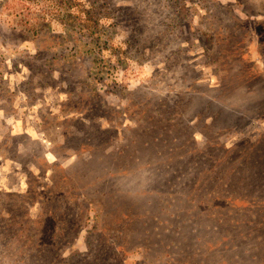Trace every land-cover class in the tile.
<instances>
[{"label": "rangeland", "instance_id": "374dc122", "mask_svg": "<svg viewBox=\"0 0 264 264\" xmlns=\"http://www.w3.org/2000/svg\"><path fill=\"white\" fill-rule=\"evenodd\" d=\"M141 123L165 134L158 161L171 157L172 168L161 179L192 180L177 191L187 238L156 216L175 190L155 192L165 206L152 216L134 196L145 186L121 197L119 212L105 208L98 173L64 177L94 146L114 162L128 138L144 137ZM255 181H264V0H0V228L16 256L51 236V264H75L98 231L104 262L264 264V187L242 189ZM68 188L77 190L62 218L45 199L53 191L67 202Z\"/></svg>", "mask_w": 264, "mask_h": 264}, {"label": "trees", "instance_id": "16d2710c", "mask_svg": "<svg viewBox=\"0 0 264 264\" xmlns=\"http://www.w3.org/2000/svg\"><path fill=\"white\" fill-rule=\"evenodd\" d=\"M137 125V124H136ZM143 123L137 125L136 128H138L136 130V132L139 134H143V136H141V141H138L137 138H135L132 140V138H128L129 142L127 143V145L120 151L119 149H115L118 151L117 157L114 160V162L111 159H108L106 156H109L107 153L103 152L101 150V148L99 147H93L91 148V151L89 153H87L86 157H78L74 163L72 165H74L73 168L72 166H69L68 168H65L64 170H62V172L65 174L64 177H67V172H70L71 170H75V171H81L82 170H87L90 174L95 175V173H98L94 176L93 180V185H96L95 187L98 189H101L102 192L99 193L100 197H102L104 199V203H105V208H106V201L110 202V205L112 206L113 204H116V207H114V210H118L120 212V210L124 209V205H121V201L123 199H121V197L123 196H129L133 193V191H140L142 190L140 187L141 186H145V188L148 191V194L146 195H134L136 196V200L139 201V206L141 208H147V211H149L151 213V215L153 216L154 213H156L155 211H158V209L161 210V206L163 205V207L165 206V204H167L165 206V209L163 210V212L161 213H156L159 215H156L157 217L162 216L163 219H160L161 221L165 222L166 219L168 220H173L175 221V223H177V225L180 223L182 224V229L181 232L178 230H175L177 236L179 238H187L188 234H189V228L188 230H184V226L188 227L187 224L188 222L186 221V218L191 219V215H183V214H179L180 213V209H181V205H183V203H185V201L187 200L186 196H179L180 199L177 197V195H179L177 193V191H181L184 192L185 189H187L188 186V182L189 185L190 183H192V180H186L182 183L179 184V186H175L177 185L181 180L180 177L178 178L177 176H175L176 173L180 175L179 172H176L174 174H170V175H164V184L169 185L170 187L167 186H162L159 187V184L163 181L160 177V171H163V169H167L170 167V165L172 164L170 160V158H166L163 161H158L160 159H162V150H164V148L160 151V147L165 146V138L164 137V132L162 131V129H156V127L154 125H147L144 124V126H142ZM92 126V125H91ZM142 126V127H141ZM101 133L103 131H100ZM96 134V132H94V135ZM97 135V134H96ZM74 139H79L76 136L72 137L71 140ZM155 152H157L156 154V159L152 157V155H155ZM111 154V152H109ZM122 153V154H121ZM160 154V157H159ZM159 158H158V157ZM173 156V155H171ZM146 158L150 160V162L146 165H148V167H150L148 170H143L145 167V163H146ZM170 160V161H169ZM112 162V163H111ZM144 167V168H143ZM80 168V169H78ZM140 171H143L140 173ZM256 173H258L259 175H263V172H259V170L256 171ZM141 174V175H139ZM188 179H191V176L188 177ZM142 181H144L142 183ZM77 185V182H75ZM141 183V184H140ZM252 185L249 186V184L242 189H248L250 192H255L256 193H260V190H263L264 187V181H255V182H251ZM133 184H135L133 186ZM140 184V185H138ZM144 184V185H142ZM89 184L87 182L86 186L89 188ZM204 188L205 184H203ZM91 187V186H90ZM156 187V189H154ZM167 187V188H165ZM173 187H175V189H172ZM143 188V187H142ZM200 188L201 190H205V189ZM162 189V190H175V192L177 193L174 197H170L168 199V202H166L164 204L163 199H159L157 197V194L155 193L157 190ZM177 189V190H176ZM77 190V189H76ZM75 188H68V190L66 191L68 194V198L67 202L64 201L62 197L60 199V195L56 194V192H50V197L46 198L45 201L48 202L50 207H53L54 210L53 211H60L59 209H61L62 211H60V216L62 218H64L66 213H63L64 210L67 209V205L68 201H70L71 199H73V196L71 195V192L76 191ZM258 190V191H257ZM138 191V193H140ZM245 190H242L240 195H243L247 198H250V194L246 195L243 194ZM112 192H115L116 195L114 196V198L117 200H112L107 198V196H110ZM249 192V193H250ZM55 196V197H52ZM141 197V198H140ZM203 200V198L199 197V201ZM215 201V200H213ZM175 203L177 204L176 207H174ZM103 209H104V205L101 204ZM178 207H180L178 209ZM64 208V209H63ZM168 211L167 214H165V212ZM1 215V214H0ZM14 218V214L11 216L10 219H8V222L11 221ZM158 219V218H157ZM44 222H40V229L42 228ZM166 223V222H165ZM152 223L150 222V220L148 221V227L151 225ZM135 226V223L133 224ZM20 226H14V230H16V228ZM178 228V226L176 227V229ZM146 229V231H145ZM154 228H145L144 227V232L148 233L147 231H151ZM180 229V228H179ZM99 230V227H98ZM101 230H105V228L101 229ZM14 232V231H13ZM69 231H64V235L69 233ZM98 232V231H97ZM96 233H93L94 236H92L91 233V237H90V247H89V251H86L82 254H76L73 255L74 257L69 259L70 262H74L75 264H115V261L112 262H104L105 259H108V257L105 255V251H107V254L109 253V250L107 249V247L102 246L100 244V240L99 237ZM99 232H101L99 230ZM35 233H40L39 230L35 231ZM131 233H134L131 231L129 232V235ZM165 234V235H164ZM13 235V234H12ZM8 234H5L4 230H2L0 228V263L4 264L5 259L9 258V263H7V261L5 262V264H51V256L52 255H56V252H54V254L51 253V247L53 243L52 241V237L49 236V239L51 240H46L43 241L42 243H40V241H35L33 243V245H28L27 248H23L20 247V253L16 256V249H15V240H12V242L10 240H8V238L5 240V237H7ZM160 236H163L165 239H167L166 237H175V235H170L168 232H162ZM14 239V238H13ZM6 241L8 242V245L6 243ZM163 240H159L158 244L153 245V250L150 249V253H155V248L157 250H159L161 244H162ZM93 243V244H92ZM171 243V241L169 242ZM6 248H5V247ZM102 247V250L101 248ZM5 249V251L9 252V256H7L5 258V251L3 250ZM76 253V251H75ZM15 255V256H13ZM19 256H21V258H18ZM60 256V255H59ZM187 259V258H186ZM110 260V258L108 259ZM181 259L178 257L175 258L173 261L174 263L180 261ZM215 264V263H214Z\"/></svg>", "mask_w": 264, "mask_h": 264}]
</instances>
